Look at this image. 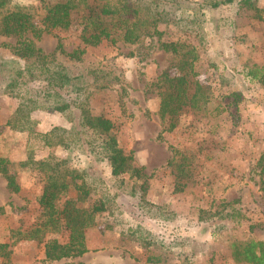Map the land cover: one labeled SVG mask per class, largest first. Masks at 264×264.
I'll use <instances>...</instances> for the list:
<instances>
[{
	"label": "rangeland",
	"instance_id": "1",
	"mask_svg": "<svg viewBox=\"0 0 264 264\" xmlns=\"http://www.w3.org/2000/svg\"><path fill=\"white\" fill-rule=\"evenodd\" d=\"M14 3L28 8L36 23L44 25L42 0ZM161 4H167L160 23L164 39L196 47L195 78L206 88L201 107L183 111L172 129L159 115L160 94L154 81L164 70L176 72L178 56L173 52L155 47L140 60L132 52L134 45L121 40L87 45L77 14L67 28H44L40 37L27 33L44 53L56 54L71 75L83 74L87 79V70L95 66L118 74L120 82L94 88L88 102L93 114L113 120L119 144L135 165L145 167L144 176L127 179L125 188L116 187L110 166L82 146L72 151L49 148L40 137L8 124L19 99L5 87L11 79L22 77L25 57L6 45H14L17 36L0 33V159H7V169L21 187L11 188L0 171V205L5 208L0 214V241L12 242V228L30 226L39 214L37 199L45 183L27 162L50 151L67 157L72 166L102 176L117 194L114 210L101 214L99 223L86 230L88 251L43 260L44 264H244L233 261L231 241L264 238V158L260 161L264 154V19L237 4L216 8L196 0ZM258 5L264 8V0H258ZM251 68L258 69L257 78L247 74ZM45 84L42 79L30 83ZM32 116L40 131L73 125L71 115L59 111L37 109ZM74 116L78 125L77 109ZM175 150L187 161L186 175L180 178L176 161L172 162ZM177 182L182 188L176 189ZM131 184L134 193H130ZM103 185L99 187L105 190ZM11 247L7 264L24 260L22 264H40L44 257L43 244L37 240L21 239Z\"/></svg>",
	"mask_w": 264,
	"mask_h": 264
},
{
	"label": "trees",
	"instance_id": "2",
	"mask_svg": "<svg viewBox=\"0 0 264 264\" xmlns=\"http://www.w3.org/2000/svg\"><path fill=\"white\" fill-rule=\"evenodd\" d=\"M182 1L42 0L46 10L42 26L36 23L28 8L14 3V0H0V33L17 36L14 45H6L25 57L22 77L11 79L5 87L8 94L19 99L14 118L9 119L8 124L40 137L43 145L49 148L61 146L72 151L82 146L110 166L116 187L125 188L127 179L143 177L145 167L135 165L132 156L119 144L113 120L104 114H93L88 102L94 88L112 86L120 80L118 74L95 66L87 70L89 79H85L83 74L71 75L56 54L44 53L27 33L30 31L34 37H40L44 28H67L77 14L83 24L81 38L87 45H97L104 39L121 40L134 45L132 52L140 60L145 59L155 47L173 52L178 56L176 72L164 70L154 81L160 94L159 115L169 125L168 129H172L177 125L180 114L189 108H200L199 100L206 95L205 85L195 78L194 67L199 58L196 47L178 39H164L165 30L160 27L167 10V4L161 3L177 5ZM196 1L210 8L237 4L253 10L256 17L264 19V8L258 5V0ZM59 48L65 52L61 44ZM71 55L73 57L74 54ZM247 74L257 78L259 71L251 68ZM35 79H42L46 84L41 87L30 85ZM37 109L71 115L69 120L73 125H54L46 131L36 130L32 112ZM75 109L81 117L78 125L74 123ZM263 158L264 154L260 161ZM173 161L178 167L177 176L186 175L187 161L180 150L174 151ZM6 162V158L0 159V171L6 175L11 188L20 190L15 174L8 171ZM27 164L42 176L45 183V189L37 199L40 212L30 226L12 228V242L0 241V255L4 262L11 257V244L21 239L40 241L47 260L84 254L88 251L86 230L99 223L101 214H110V210H114L112 202L117 193L107 187V180L102 176L94 175L88 168L72 166L67 157L58 156L53 151L44 158H29ZM99 184H104L106 189L102 190ZM176 184V189L182 188L178 182ZM129 189L134 193L132 184ZM4 210L0 205V214ZM230 252L234 262L264 264V238L234 239Z\"/></svg>",
	"mask_w": 264,
	"mask_h": 264
},
{
	"label": "crops",
	"instance_id": "3",
	"mask_svg": "<svg viewBox=\"0 0 264 264\" xmlns=\"http://www.w3.org/2000/svg\"><path fill=\"white\" fill-rule=\"evenodd\" d=\"M13 253H14V252H13ZM11 254H12V252H11ZM43 256H44V257H42L41 260H39V263H40V264H44V263H43V260L46 261V263H47L48 261H54V260H47V259H45V255H43ZM65 258H66V257H65ZM61 259H64V258H61ZM61 259H55V260H61ZM34 261L37 262V259H35ZM26 262H27V261L24 260L23 262H21V263L19 262L18 264H22V263H26ZM7 263H8V261L6 260V262H4V258H3V256L0 255V264H7ZM13 264H16V263H13Z\"/></svg>",
	"mask_w": 264,
	"mask_h": 264
}]
</instances>
